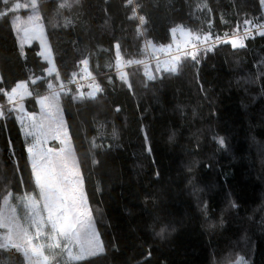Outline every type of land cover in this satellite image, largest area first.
<instances>
[{"label": "trees", "instance_id": "obj_1", "mask_svg": "<svg viewBox=\"0 0 264 264\" xmlns=\"http://www.w3.org/2000/svg\"><path fill=\"white\" fill-rule=\"evenodd\" d=\"M9 2L27 7L0 16V28L15 25L20 32L38 11L59 72V79L46 75L39 43L23 46L28 113L82 74L83 59L102 89L95 99L89 93L96 88L59 92L104 247L60 264H264V36L252 35L243 48L221 43L155 79L143 65L131 67L124 72L131 88L116 70L114 47L119 43L127 60L144 61V39L173 45L172 28L229 38L244 30L245 20L249 29L264 24L260 0H133L130 7L127 0ZM18 81H0V88L11 92ZM0 111L1 208L9 192L17 206L16 197H39V190L21 114L3 92ZM0 264L27 261L7 247L0 248Z\"/></svg>", "mask_w": 264, "mask_h": 264}, {"label": "snow or ice", "instance_id": "obj_2", "mask_svg": "<svg viewBox=\"0 0 264 264\" xmlns=\"http://www.w3.org/2000/svg\"><path fill=\"white\" fill-rule=\"evenodd\" d=\"M6 8L5 12H0V16H4L8 11L15 12L17 9L27 7L19 2L10 4L9 0H2ZM264 6V0H260ZM35 0H33V5ZM128 5L133 4V0H127ZM63 6V5H62ZM133 16L136 15V8H132ZM131 18V17H130ZM37 19H39L37 17ZM140 23L145 22V18L141 16ZM251 22L244 21V37L251 34L248 25ZM259 35L264 36V24L256 26ZM181 36L184 37V43L177 44L175 51H172V45L167 47L161 45L160 50L168 52V58L163 62V68L160 65L159 56L157 59V70L176 73L178 71L179 62L182 56H190L193 61H197V53L201 50L200 44L211 39L210 35L201 38L187 30L180 29ZM175 36L177 28L170 29ZM23 53L25 43L30 44L33 40H39L41 51L38 53L47 61L49 67L45 69L48 75L56 73L59 79V72L56 69L54 58L51 54L50 46L47 45L42 26L33 24L23 32V38L18 37ZM218 42L230 43L233 48H243L244 38H227L216 36L212 39L211 45L203 48L204 52L211 50ZM156 51V46L148 41ZM116 67L119 72L122 65L127 64H145V75L149 79H155V76L149 73L148 65L145 61L127 60L122 61L119 43L115 44ZM183 48H190L189 51H182ZM83 65V71L87 72L89 61L83 59L80 61ZM120 79L125 83L127 81V73L120 72ZM73 73V77H75ZM35 83V80L33 81ZM48 87L51 89L52 84ZM61 89L64 85L61 83ZM131 88V84L128 83ZM97 91H102L99 85L95 91L89 93L90 99H95ZM9 104H19L23 96L28 93L24 82L17 83L11 89V92L4 91ZM83 98V95L81 96ZM59 92L53 91L50 95L44 96L38 100L40 106V115L36 113H25L27 116V124L25 125L24 117L17 116L22 128H26L25 135L32 137V142L27 144L28 159L31 163V173L34 178L35 186L39 190V199L37 200L31 195H25L24 207L28 210L24 222L16 215L15 208L10 204L12 194L9 192L3 197L4 207L0 208V229L6 230L0 236V248L11 247L21 252L27 261V264H53L58 255L65 252L69 260H80L86 256L96 255L104 251L103 243L99 238V234L95 229V222L92 209L88 202L87 193L84 188V177L81 171L80 162L75 154L72 146L71 136L68 132L67 124L63 119L59 108ZM23 112L22 105L19 108ZM119 111V109H117ZM4 117V113L0 111V118ZM49 139L58 140L62 147L54 150L45 147ZM147 139V136H145ZM222 143V141H221ZM93 147H96L93 143ZM151 149L149 148V151ZM95 162V161H94ZM165 228H161L157 235L163 237ZM45 240L48 242L45 243ZM45 249L48 254H45ZM73 249H78L77 254H73Z\"/></svg>", "mask_w": 264, "mask_h": 264}, {"label": "rangeland", "instance_id": "obj_3", "mask_svg": "<svg viewBox=\"0 0 264 264\" xmlns=\"http://www.w3.org/2000/svg\"><path fill=\"white\" fill-rule=\"evenodd\" d=\"M1 1L2 0H0V2ZM31 1H33V0H31ZM37 17L39 19H37ZM33 24H39L40 26H42L44 39H45L47 45H49L48 39L46 37L45 27H44L43 22H41V16H40V14H39L38 11H35V13L29 19V24L26 25L23 29L21 28L22 30L20 29L21 30L20 32H17V29L15 28V25H7V26H3L2 28H0V81L9 82V81H13V80H19L17 83L24 82L26 84L28 93H30L29 92L28 83L26 81H22L21 80L25 76V71H24V68H23L21 45H20V40L18 39V37L23 38V32H24V30L26 28H28V27H31ZM181 28L183 30H187V29H185V28H183L181 26L180 27H177V32H176L175 36L172 35V38H173L172 48L173 47L175 48L177 44H181L182 45L184 43V37L181 36V31H180ZM187 31H189V30H187ZM242 32H243V30L241 32H239V34H237V35H240ZM207 35H210V34H207ZM201 38H203V37H201ZM34 41L37 42V43H39V45H40L39 40H33V41H31L30 44L34 43ZM26 44H28V43H25L24 45H26ZM158 46H160V45H158ZM51 54H52V51H51ZM52 57H53V54H52ZM167 58H163V59H160L159 60L160 65H161V68H163V62ZM181 59H186V57L184 58V56H182ZM44 61H46V60H44ZM146 64L148 65V69L147 70L149 71V73L151 75L155 76V78H156V76L160 75L162 72H166V71H158L157 70V61L154 62L153 64H148V63H146ZM137 65H143V67L145 68V64H137L136 63V66ZM87 72H88V70H87ZM54 73L55 72H53L52 74H54ZM46 75L47 76H50V75H48L47 72H46ZM53 91H58L59 92V89H52V92ZM52 92H50L48 95H50ZM48 95H45V96H48ZM29 96L30 95H28V94L24 95L23 98H22V100H20L19 104H17V105H16V103H13V105L17 106L16 110H18V111H19L20 106L22 105L23 112H20V111L19 112H20L21 116L24 117L25 125L27 124V116L24 115V114L25 113H28V112L24 108V103H25V100ZM58 101H59V99H58ZM10 106H11V104H10ZM38 106H39V104H38ZM59 108L61 110L60 105H59ZM36 114H37V116L40 115V106H39V112L36 113ZM61 114L63 116L62 110H61ZM63 119H64V116H63ZM64 121H65V119H64ZM22 130H23V134H24V137L26 139L27 144L28 143H31L32 142V137L25 135L26 128H22ZM45 147H50V148H53L54 150H59V148L62 147V145L59 143L58 140L49 139L46 142ZM25 195L16 197V205L17 206H15V204H13L11 202V199H10L11 206L13 208H15L16 215L21 219L22 222L25 221L26 215H27V211H28L24 207V203H25L24 198H25ZM27 195H29V194H27ZM31 196H33L37 200L39 199V197H37V196H35L33 194H31ZM2 207H4L3 202H2L1 208ZM0 230H2V233H0V236H2L5 233L6 230H4V229H0ZM47 242L48 241L45 240V243H47ZM77 253H78V249H73V254L75 255ZM45 254L46 255L48 254V250L47 249H45ZM90 256H92V255H90ZM90 256H86V257H90ZM86 257H84V258H86ZM57 258L60 259V262H57V264H60L62 261L63 262H66V263H68V261H72V260H69L68 259V255H67L66 252L64 254H62V255H58L56 257V259Z\"/></svg>", "mask_w": 264, "mask_h": 264}, {"label": "built area", "instance_id": "obj_4", "mask_svg": "<svg viewBox=\"0 0 264 264\" xmlns=\"http://www.w3.org/2000/svg\"><path fill=\"white\" fill-rule=\"evenodd\" d=\"M126 6L130 7L128 4ZM142 27L143 26H141V28ZM250 32H251V34L248 35L246 38L244 37V30H243V32L240 35H234V36L237 39L244 38V41H245L247 38L251 37L252 35H257L258 34V31H257L256 27H254L253 29H250ZM140 35L145 37L143 29H141ZM234 36H232L230 38H234ZM210 37H211V39L209 41H206L203 44L199 45L201 50L197 53V58H201V57L207 56L216 47H218L221 43H224V42H218V43L215 44V46L211 47V50H209L207 52H204L203 48L205 46L211 45L212 39H215L216 35L210 34ZM230 38H228V39H230ZM148 41H151L152 44H154L156 46V51L155 52H154L152 46L150 44H147ZM160 46L155 44L152 39H147V38L144 39L142 52L144 53V56H145V60L144 61L146 63L153 64L154 62L157 61V59H156L157 56H159L160 59L168 57V52L160 50ZM163 46L167 47V45H163ZM175 49H176V47L175 48L173 47L172 51H175ZM189 50H190V48H184L182 51L187 52ZM185 57L191 59L190 56H184V58ZM122 61H127L126 57L123 56L122 57ZM134 61H136V60H134ZM134 66H136V63L122 65V67L119 70V72H118L117 68H116V70H117L118 73L123 72V71L125 72L127 69H130L131 67H134ZM97 85H98V80H97L96 77H93L89 72H83L81 75H79L78 77H75L73 80H71L70 83L64 85L63 89H59V91H63V90L70 91L72 88H76L78 90H82L84 88L94 89V88H96ZM13 106H15V105H13Z\"/></svg>", "mask_w": 264, "mask_h": 264}, {"label": "crops", "instance_id": "obj_5", "mask_svg": "<svg viewBox=\"0 0 264 264\" xmlns=\"http://www.w3.org/2000/svg\"><path fill=\"white\" fill-rule=\"evenodd\" d=\"M35 42V41H34ZM26 45H29V44H26Z\"/></svg>", "mask_w": 264, "mask_h": 264}]
</instances>
